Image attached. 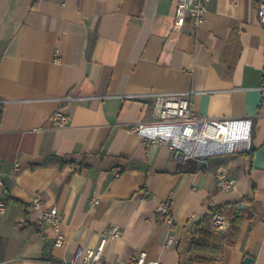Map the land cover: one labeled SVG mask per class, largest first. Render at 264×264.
<instances>
[{
    "label": "crops",
    "instance_id": "crops-1",
    "mask_svg": "<svg viewBox=\"0 0 264 264\" xmlns=\"http://www.w3.org/2000/svg\"><path fill=\"white\" fill-rule=\"evenodd\" d=\"M177 0H0V264H68L109 225L104 263L180 264L185 224L215 204L254 196L223 264H264V23L257 0H212L204 22L175 21ZM190 91L211 118H250L251 145L181 161L131 125L154 119V93ZM61 111L63 127L52 122ZM252 149V154L249 152ZM121 167L115 176L113 168ZM221 167L235 180L217 187ZM44 203L34 207L35 196ZM170 200L174 220L158 206ZM56 205V246L44 210ZM228 224V223H227ZM228 226V225H227ZM226 226V227H227ZM226 229V228H225ZM229 233V232H228Z\"/></svg>",
    "mask_w": 264,
    "mask_h": 264
},
{
    "label": "built area",
    "instance_id": "built-area-1",
    "mask_svg": "<svg viewBox=\"0 0 264 264\" xmlns=\"http://www.w3.org/2000/svg\"><path fill=\"white\" fill-rule=\"evenodd\" d=\"M212 0H177L175 21L183 26L187 23L198 27L206 17ZM259 19L264 23V0H257ZM190 91L158 92L154 93V119L141 121L131 125V131L141 136L148 144L166 143L176 159L185 161L190 159L206 160L208 157L230 153L245 152L251 145L250 118H211L197 113L190 100ZM52 122L63 127L69 122V116L57 111L52 116ZM245 126L244 133L242 132ZM243 134V135H242ZM115 176L122 174L121 167L113 168ZM217 187L228 190L233 187L235 180L228 170L221 167L215 173ZM34 207H41L44 200L37 195L32 201ZM7 210V201L0 196V213ZM162 218L168 222L174 220V212L170 200H163L158 206ZM45 220L53 227L56 246L65 243L66 237L62 229V217L56 205L44 210ZM210 225L219 230L227 226V217L222 212L213 214ZM122 230L116 225H109L94 247L78 248L68 264H106L103 252L106 242L110 238L120 237ZM178 240L168 236L167 245L177 246ZM107 264H164L157 259H148L145 250H139L131 258H121Z\"/></svg>",
    "mask_w": 264,
    "mask_h": 264
},
{
    "label": "trees",
    "instance_id": "trees-1",
    "mask_svg": "<svg viewBox=\"0 0 264 264\" xmlns=\"http://www.w3.org/2000/svg\"><path fill=\"white\" fill-rule=\"evenodd\" d=\"M251 152L252 149L249 154ZM242 201L246 207L251 206L247 214L252 222L256 217L255 210L252 209L255 198L246 195ZM217 212H222L227 217L228 226L224 230L214 228L209 223L211 216ZM245 214L246 209H242L239 202L224 203L212 205L202 217L189 220L176 246L180 264H223V247L232 243L230 236L237 233Z\"/></svg>",
    "mask_w": 264,
    "mask_h": 264
},
{
    "label": "water",
    "instance_id": "water-1",
    "mask_svg": "<svg viewBox=\"0 0 264 264\" xmlns=\"http://www.w3.org/2000/svg\"><path fill=\"white\" fill-rule=\"evenodd\" d=\"M243 205H244L243 203H240V207H242ZM251 260H252V258L250 256H247L245 258V264H249Z\"/></svg>",
    "mask_w": 264,
    "mask_h": 264
},
{
    "label": "bare ground",
    "instance_id": "bare-ground-1",
    "mask_svg": "<svg viewBox=\"0 0 264 264\" xmlns=\"http://www.w3.org/2000/svg\"><path fill=\"white\" fill-rule=\"evenodd\" d=\"M244 129H245V126H243V130H242V132L244 133ZM243 135V134H242Z\"/></svg>",
    "mask_w": 264,
    "mask_h": 264
}]
</instances>
